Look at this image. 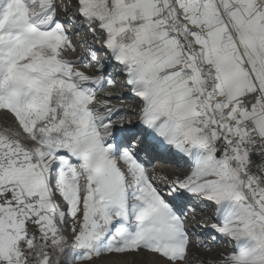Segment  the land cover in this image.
<instances>
[{
    "label": "snow or ice",
    "instance_id": "1",
    "mask_svg": "<svg viewBox=\"0 0 264 264\" xmlns=\"http://www.w3.org/2000/svg\"><path fill=\"white\" fill-rule=\"evenodd\" d=\"M0 264H264V0H0Z\"/></svg>",
    "mask_w": 264,
    "mask_h": 264
},
{
    "label": "bare ground",
    "instance_id": "2",
    "mask_svg": "<svg viewBox=\"0 0 264 264\" xmlns=\"http://www.w3.org/2000/svg\"><path fill=\"white\" fill-rule=\"evenodd\" d=\"M106 91H108V90H106ZM111 92H112L113 95H115V94L120 93V92H121V89H120V88L111 89ZM112 102H113V104H116V105H118V106H119V104H120V101H119V100H113ZM128 103H131V101L129 100ZM157 167H158V168H161V167H164V165H162V164H158ZM202 254H203V253H202Z\"/></svg>",
    "mask_w": 264,
    "mask_h": 264
}]
</instances>
